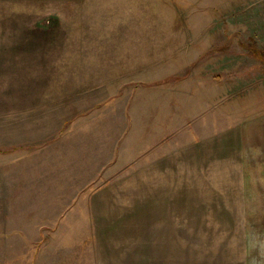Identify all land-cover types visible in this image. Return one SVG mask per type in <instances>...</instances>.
Masks as SVG:
<instances>
[{"label":"rangeland","instance_id":"1","mask_svg":"<svg viewBox=\"0 0 264 264\" xmlns=\"http://www.w3.org/2000/svg\"><path fill=\"white\" fill-rule=\"evenodd\" d=\"M0 264H264V0H0Z\"/></svg>","mask_w":264,"mask_h":264}]
</instances>
